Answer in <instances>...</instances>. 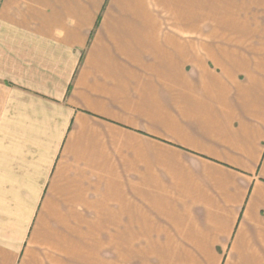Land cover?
<instances>
[{
    "label": "crops",
    "instance_id": "1",
    "mask_svg": "<svg viewBox=\"0 0 264 264\" xmlns=\"http://www.w3.org/2000/svg\"><path fill=\"white\" fill-rule=\"evenodd\" d=\"M0 264H264V0H0Z\"/></svg>",
    "mask_w": 264,
    "mask_h": 264
}]
</instances>
